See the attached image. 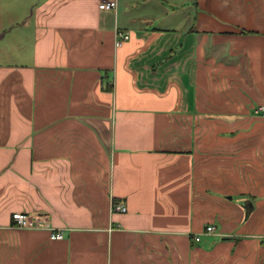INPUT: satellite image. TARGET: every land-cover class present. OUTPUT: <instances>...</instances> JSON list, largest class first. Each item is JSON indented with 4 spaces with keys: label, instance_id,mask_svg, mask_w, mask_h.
Returning <instances> with one entry per match:
<instances>
[{
    "label": "crops",
    "instance_id": "1",
    "mask_svg": "<svg viewBox=\"0 0 264 264\" xmlns=\"http://www.w3.org/2000/svg\"><path fill=\"white\" fill-rule=\"evenodd\" d=\"M101 1L0 0V264H264V0Z\"/></svg>",
    "mask_w": 264,
    "mask_h": 264
},
{
    "label": "built area",
    "instance_id": "2",
    "mask_svg": "<svg viewBox=\"0 0 264 264\" xmlns=\"http://www.w3.org/2000/svg\"><path fill=\"white\" fill-rule=\"evenodd\" d=\"M99 8L101 9H107L116 11L117 9V0H102L99 3ZM130 38V33L127 30H119L116 29L114 34V46L120 47L125 41H127ZM256 113L261 114L264 116V104H260L256 108ZM111 212H120L123 213L126 211V206L121 201H112L110 205ZM12 221L16 227L20 228H43L45 224L42 222L33 219L25 212L22 211H15L11 215ZM203 235L208 236H214V235H221L219 233H216L215 227L212 224H208L204 227V229L193 236L194 241H199L200 238ZM50 237L52 239H61L63 237V231L62 230H53L51 231Z\"/></svg>",
    "mask_w": 264,
    "mask_h": 264
},
{
    "label": "rangeland",
    "instance_id": "3",
    "mask_svg": "<svg viewBox=\"0 0 264 264\" xmlns=\"http://www.w3.org/2000/svg\"><path fill=\"white\" fill-rule=\"evenodd\" d=\"M188 11H191V9L188 8ZM210 223H211L212 225H214V227H215V231L218 232L219 230L216 228V225H215L216 222H215V221H212V222H210ZM237 225H240V223H237ZM203 229H204V227H203ZM192 240H193V239H192Z\"/></svg>",
    "mask_w": 264,
    "mask_h": 264
}]
</instances>
